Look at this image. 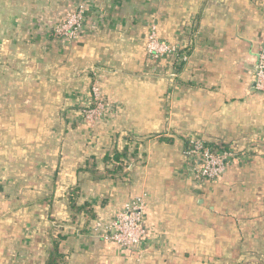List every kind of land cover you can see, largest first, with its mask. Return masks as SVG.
Returning a JSON list of instances; mask_svg holds the SVG:
<instances>
[{
    "label": "crops",
    "instance_id": "crops-1",
    "mask_svg": "<svg viewBox=\"0 0 264 264\" xmlns=\"http://www.w3.org/2000/svg\"><path fill=\"white\" fill-rule=\"evenodd\" d=\"M79 5L86 29L56 37ZM152 28L188 60L152 58ZM263 44L264 0H0V264H47L60 236L63 264L264 253ZM93 85L104 115L85 122ZM190 138L238 151L219 180L196 178ZM115 150L129 156L120 176L104 159ZM137 195L142 251L95 230Z\"/></svg>",
    "mask_w": 264,
    "mask_h": 264
},
{
    "label": "built area",
    "instance_id": "built-area-1",
    "mask_svg": "<svg viewBox=\"0 0 264 264\" xmlns=\"http://www.w3.org/2000/svg\"><path fill=\"white\" fill-rule=\"evenodd\" d=\"M87 21L86 10L83 5H79L69 10L56 24L53 34L56 37L73 40L86 29ZM147 51L152 58H160L169 54H176L179 62H186L189 58L186 53L179 54L177 46L160 40L155 28H152L149 34ZM253 87L259 92H264V44L257 53ZM92 94L95 96L97 107H102L104 103L100 102L101 94L96 85L92 87ZM237 152L234 147L208 145L200 138H190L186 149L195 176L201 181L219 180L230 163L236 158ZM144 216L145 198L143 195H137L129 200L111 221L106 223L96 222L95 230L102 232L101 235L107 240L116 242L124 248H134L142 251L147 234Z\"/></svg>",
    "mask_w": 264,
    "mask_h": 264
},
{
    "label": "trees",
    "instance_id": "trees-1",
    "mask_svg": "<svg viewBox=\"0 0 264 264\" xmlns=\"http://www.w3.org/2000/svg\"><path fill=\"white\" fill-rule=\"evenodd\" d=\"M182 64H183V62L181 63V65ZM216 145L219 146L218 144H216ZM127 149H126V151H127ZM123 151L124 150H121V151L115 150L113 152L112 156H111V154H106L104 159H105L106 164L108 165L107 171H108V174L110 176H120V175L124 174V169L126 167V159L128 156V152H126V151L123 152ZM124 157H126V158H124ZM71 205H72V208H74L76 205L73 200L71 202ZM61 240H62L61 236L58 239L55 238L54 240H52V248L49 251L47 264H63L64 255L60 251V248H61L60 247V241Z\"/></svg>",
    "mask_w": 264,
    "mask_h": 264
},
{
    "label": "rangeland",
    "instance_id": "rangeland-1",
    "mask_svg": "<svg viewBox=\"0 0 264 264\" xmlns=\"http://www.w3.org/2000/svg\"><path fill=\"white\" fill-rule=\"evenodd\" d=\"M101 103H105V99L104 97L101 95ZM91 100H92V104L89 107L83 108V115H84V121L85 122H92L94 119H96V116H103V111H102V107H97L96 99L94 94L91 93ZM96 105V107H95ZM260 150H263L262 148H260ZM243 152V151H241ZM247 154V153H246ZM247 156V155H246ZM264 183V182H263ZM259 253V254H258ZM256 253V255H252L250 254L249 257L247 258L246 255L244 254L243 256H245L243 258V260L247 263V264H264V253L262 252H258ZM249 260V261H248Z\"/></svg>",
    "mask_w": 264,
    "mask_h": 264
}]
</instances>
